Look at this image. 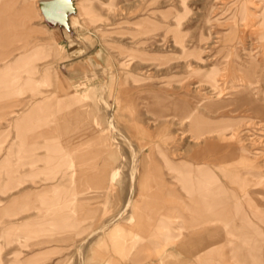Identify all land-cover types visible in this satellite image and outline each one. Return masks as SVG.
I'll use <instances>...</instances> for the list:
<instances>
[{
	"label": "rangeland",
	"instance_id": "1",
	"mask_svg": "<svg viewBox=\"0 0 264 264\" xmlns=\"http://www.w3.org/2000/svg\"><path fill=\"white\" fill-rule=\"evenodd\" d=\"M6 1L10 4L4 13L0 10V26L6 35L12 31L17 36L0 46V58L31 55L0 87V168L22 131L26 143L42 144L41 166L47 172L11 161L9 172L1 175L5 186L0 199L12 186L17 192L34 188L58 171L69 205L67 215L36 222L40 232H1L0 264H94L96 252L108 261L114 257L112 238L105 234L100 243L91 241L111 226L141 241L146 237L135 231L140 225L160 224L156 232L167 242L177 241L179 232L187 235L182 220L168 209L178 195L170 176L147 182L158 189L155 195L127 192L131 183L126 174L132 165L134 176L138 170L133 155L149 152L153 162L162 164L153 148L157 144L176 160L194 155L197 167L219 168L221 154L228 153L234 161L224 171L245 176L246 185L264 191V0H56L45 9L41 5L54 0ZM23 6L29 15L12 22L14 10ZM46 67L49 80L41 79ZM18 71L26 73L22 81L28 76L35 80L18 87L11 77ZM69 96L74 99L62 101ZM41 99L45 106L18 123L21 113ZM99 128L113 135L118 148L93 139ZM35 133L42 134L36 139ZM84 138L93 139L91 158L122 164L112 193L100 188L82 197L78 154L69 162L65 158L70 140L77 145ZM34 156L25 153L20 164ZM91 187L85 188L97 189ZM129 196L132 205L120 211ZM32 200L23 198L7 216L0 214V230L30 217L43 219L37 206H27ZM245 200L250 220L264 232L255 217L262 209L249 205L263 201L264 194ZM17 206L25 211L18 214ZM42 241L51 242L38 244ZM220 245L214 243L207 256L198 253L194 264H221ZM184 258L180 264H189Z\"/></svg>",
	"mask_w": 264,
	"mask_h": 264
},
{
	"label": "crops",
	"instance_id": "2",
	"mask_svg": "<svg viewBox=\"0 0 264 264\" xmlns=\"http://www.w3.org/2000/svg\"><path fill=\"white\" fill-rule=\"evenodd\" d=\"M10 2L6 0L0 1V10L4 13L5 7L9 8ZM12 16L16 19H12V22H17V19L29 15L26 6L20 9L14 10ZM1 23V22H0ZM4 24V21H3ZM0 28V46L6 44V40L15 38L17 34L4 30V25L1 24ZM42 45V44H41ZM17 50V49H16ZM20 50V49H18ZM32 51V50H31ZM31 55V52L22 54L11 60H5L0 58V87L7 83L6 75L10 74V71L18 67V65ZM49 68L46 67L41 74V79H51ZM23 74V75H22ZM22 76H26V73L18 71L14 75H11L13 83L18 87L23 84L31 83L35 80L32 77H28L22 81ZM74 97H64L62 101L73 100ZM45 106L43 99L33 102L29 109L21 113V116L17 118V122L24 121L30 118L33 114L38 112ZM163 116V115H162ZM42 133H35L36 139L40 138ZM101 135H108V138H102ZM93 139L99 140L104 147L115 150L118 148L113 135H109L106 130L99 128L98 137ZM93 139H81L77 145L70 140L72 149L67 151L65 160L68 162L73 159V155L78 154L79 169L78 177L81 188L80 192L84 195L82 197L88 198L89 193H96L100 191H106L105 193H112L114 183L122 164L111 165L109 158L104 157L101 161L91 158L88 151L90 144L93 143ZM25 134L21 131L17 134L9 147L7 148L6 156L4 157L2 167L0 168V192L5 186V182L2 180L1 175L9 172L10 162L13 161L19 166L25 168L35 167L43 175L47 172V168L41 166L40 151L42 144L37 140L32 143H26ZM130 145V142H129ZM154 150L162 155V164L159 166L153 162L150 158L151 153H143L139 156L133 155V161H136L138 167L137 175H133L132 167L126 174L130 180V187L127 192L136 193H151L155 195L158 189L154 190L151 187L146 186L150 179H157L163 181L167 176H170L177 184L178 195H176L177 201L172 207H168L175 213V216L179 217L183 223V230L187 235L183 236L182 232H179L176 236L177 241L167 242L162 239L156 229L159 225L147 228L140 225L135 231L143 234L146 237L145 241L135 240L127 234L121 232L118 227H109L108 230L102 231L100 235L96 236L91 243H100L103 240L105 234H108L112 238L111 246L114 257H111L108 261L104 257L103 253L96 252L94 256V264H164L166 261L173 264H180L181 257L184 258L189 264H194L197 259L198 253L201 256H207L208 250L212 251L214 243L220 245L219 249L221 254V264H229L230 261H236L238 264H264V232L259 225L250 220L248 216L249 208H245V199H251L255 195L264 194L263 190L254 191L252 188L246 185L245 176L240 174L228 175L224 168L234 161V158H230L228 153L221 154V164L219 168L217 165L204 166L208 167V175H204L207 169L204 167H197L194 162L192 154L191 159L176 160L169 156V153L164 148L158 147V144L153 147ZM152 149V148H151ZM165 151V152H164ZM35 155L25 163L20 164V158L25 154ZM111 156V154H109ZM239 158V157H238ZM215 161V162H214ZM218 159H212V162L216 163ZM122 163V162H121ZM119 167V169H118ZM147 167L148 169H145ZM212 168L215 169V173H212ZM52 176H44V184L35 186L34 188L22 189L19 192L12 186L8 189L10 192L5 198L0 199V203L6 201L5 207L0 210L2 216H7L11 210H15V205L21 200L31 197L33 200L28 202L27 206H37V212L39 216H43V219L29 218L24 224L11 225L4 231H28V233H37L41 230H36L34 225L36 222L42 223L44 220H57L58 218L67 215L68 203L66 202L65 194H63V180L61 175H57L58 171L54 172ZM69 174V173H68ZM72 170L70 176H72ZM204 175V176H203ZM57 178V179H56ZM49 181V183L47 182ZM135 181V188L133 183ZM91 188L87 189L89 184ZM88 184V185H87ZM87 187V188H85ZM250 187V188H249ZM90 188V187H89ZM87 189V191H85ZM124 191V188L119 190ZM131 196L127 197L124 201V207H120V211H124L127 207L132 205ZM215 199L220 202H214ZM252 204L253 209L259 207L262 211H259L258 221L261 225H264V200L263 201H249V205ZM25 206H17V213H23ZM251 208V211H252ZM119 211V212H120ZM207 213V214H206ZM254 213V211H253ZM37 214V215H38ZM216 224V228H212V225ZM114 226V225H113ZM104 230V229H103ZM220 239H226L224 243H218ZM232 242H227L228 240ZM63 239H56L53 241H62ZM51 241H42L38 244H45Z\"/></svg>",
	"mask_w": 264,
	"mask_h": 264
},
{
	"label": "water",
	"instance_id": "3",
	"mask_svg": "<svg viewBox=\"0 0 264 264\" xmlns=\"http://www.w3.org/2000/svg\"><path fill=\"white\" fill-rule=\"evenodd\" d=\"M54 3H56V0H54V2H52V3H50V2L44 3V4H42L41 6H42L43 8H45V7H44L45 4H48V5L51 6V5H53Z\"/></svg>",
	"mask_w": 264,
	"mask_h": 264
},
{
	"label": "bare ground",
	"instance_id": "4",
	"mask_svg": "<svg viewBox=\"0 0 264 264\" xmlns=\"http://www.w3.org/2000/svg\"><path fill=\"white\" fill-rule=\"evenodd\" d=\"M44 7H45V8H52V5H51V6H50V5H44ZM45 8H44V9H45ZM45 11H46V10H45ZM191 115H192V113H191ZM187 118H188V117H187Z\"/></svg>",
	"mask_w": 264,
	"mask_h": 264
}]
</instances>
